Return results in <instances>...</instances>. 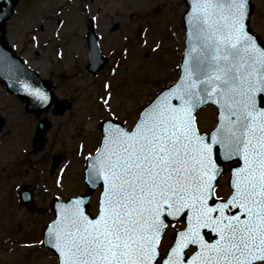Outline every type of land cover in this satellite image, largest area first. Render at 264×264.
Here are the masks:
<instances>
[{"label": "snow or ice", "instance_id": "obj_1", "mask_svg": "<svg viewBox=\"0 0 264 264\" xmlns=\"http://www.w3.org/2000/svg\"><path fill=\"white\" fill-rule=\"evenodd\" d=\"M192 4L180 83L133 130L103 129L90 157L89 183L103 181L98 216L76 199L48 229L60 264H264V40L251 30L249 0ZM101 99L110 108L111 92ZM208 100L218 127L202 134L196 109ZM221 150L242 161L226 199L216 195ZM173 221L184 227L161 256Z\"/></svg>", "mask_w": 264, "mask_h": 264}, {"label": "rangeland", "instance_id": "obj_2", "mask_svg": "<svg viewBox=\"0 0 264 264\" xmlns=\"http://www.w3.org/2000/svg\"><path fill=\"white\" fill-rule=\"evenodd\" d=\"M252 1V28L264 39V0ZM186 10L183 0H20L8 24V42L35 72L52 81L57 98L69 100L72 108L62 116L53 108L43 114L51 129L44 150L35 153L32 141L40 119L28 115L0 86V118L6 120L0 134V264H57L39 245L44 225L53 219L50 204L57 196L67 199L86 189L85 160L100 146L101 122L116 119L132 130L142 108L177 80ZM91 18L109 61L95 77L86 69ZM109 92L110 108L101 99ZM216 117L213 107L198 113L201 133L215 128ZM56 156L63 157L51 174ZM225 184L218 190L221 198L229 194ZM23 186L34 195L32 208L20 209L16 200ZM183 227H169L162 256Z\"/></svg>", "mask_w": 264, "mask_h": 264}, {"label": "water", "instance_id": "obj_3", "mask_svg": "<svg viewBox=\"0 0 264 264\" xmlns=\"http://www.w3.org/2000/svg\"><path fill=\"white\" fill-rule=\"evenodd\" d=\"M185 2L187 3L190 9L184 16L185 28L187 30V36H186L187 50L185 53L184 61L187 57V53H188L189 46H190L188 16H189V13L192 11V7H193L192 0H185ZM17 4H18V0H0V84L10 94L18 97L24 103L26 111L30 114H34L37 118H39L45 111H47L49 108H51L54 105H56L57 114H62L67 110V108H69V104L66 101H59L55 97L54 92L52 91V86L50 82L47 80H44L43 78L39 76V74L35 73L33 70L27 67L23 59L17 56V54L13 51V49L9 46L7 42V37H6L7 23L13 17ZM249 13H250V16L252 17L254 13V7L251 5V0H249ZM259 41L261 40L258 38V42ZM88 43L90 47V53H89L90 54V65L88 66V70L91 71L93 75H96L101 69L105 67L106 60L101 55V51H100L98 41L95 35V26L92 22L89 23ZM184 61H183V64H184ZM183 64H182V69H181L182 71L181 79L183 77ZM180 81L178 82V84L180 83ZM37 89L40 92L46 94L49 99L47 101H44L41 97L34 95L33 92L34 90H37ZM172 102L178 103V101L176 100H173ZM209 104H213L217 106L220 112L219 105H217L212 100H208L205 103L197 107L196 113L202 107L209 105ZM111 125H118V124L113 123L111 121L105 122L101 125L102 132H103V129H107ZM4 126H5V120L0 119V132L2 131ZM119 126L121 127V125ZM49 128L50 126H49V122L47 119L42 120V122L39 124L37 128V133H36V137L34 141H35V144L40 142L41 144L40 149H42L45 145L44 137L48 133ZM103 135H104V132H103ZM217 147L219 148V146ZM91 162L92 161L90 159L89 168L87 170V179H86V182L90 188L88 189L86 196L79 198V199L84 200L82 209L84 210L85 213H87L89 210V201H90L91 195L94 193V191L98 187L103 186L102 180L98 181L95 185H91L89 183V170H90ZM234 162H238L239 165H232L231 170H230L231 177H232L233 170L236 167H239L242 164V161L239 158H234L233 160H230V161L225 160L223 158V152L221 150V158L219 159L218 163L221 165L223 169L222 175L224 174L225 165L233 164ZM57 163L58 161L56 162L55 165H57ZM221 176L218 178V181L221 178ZM229 185H230V181H229ZM73 201L74 200H71L67 204L56 201L53 204V209L56 213V220L60 218L61 214L65 210V206H68L70 208ZM168 219L171 220V218H168ZM206 235L207 236L210 235L211 237V239H209L210 242L212 239H214V236H213L214 234L206 233ZM48 241H49V235H48V230H47L45 233V245L46 247L54 250L59 256L58 252L51 246V244L48 243Z\"/></svg>", "mask_w": 264, "mask_h": 264}]
</instances>
